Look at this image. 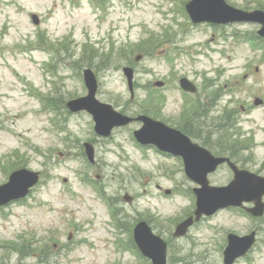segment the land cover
<instances>
[{
    "label": "rangeland",
    "instance_id": "rangeland-1",
    "mask_svg": "<svg viewBox=\"0 0 264 264\" xmlns=\"http://www.w3.org/2000/svg\"><path fill=\"white\" fill-rule=\"evenodd\" d=\"M188 1L0 0V183L12 171L7 165L15 159L9 154L18 152L27 167L45 176L25 204L0 211V264H16L15 250L24 244L38 247L50 264H149L131 246V229L143 217L152 218L155 231L168 238V264H223L227 234L256 227L257 246L236 264H264V218L249 219L238 210L204 218L186 237L172 239L176 224L186 217L184 209L194 210L182 193L189 195L195 184L179 160L154 149L143 153L133 138L138 124L118 128L104 140L90 114H71L65 106L87 94L83 72L90 67L98 77L99 100L125 114L146 109L183 126L195 113L177 88L187 77L200 88L197 99L204 100L206 91L214 102L209 122L215 125L221 113L231 122L221 142L230 145L241 166L264 175V41L257 48L251 44L259 38V26L194 25ZM228 1L244 9L264 7V0ZM124 66L136 69L134 96ZM158 80L167 85L153 86ZM39 92L50 98L52 109L42 108ZM257 99L263 104L256 105ZM194 128L212 147L221 146L213 126L196 121ZM86 141L96 147L95 167L85 160ZM85 177L102 186L118 209L119 236L108 224L107 204ZM232 178L222 167L210 181L225 185ZM171 188L173 193L163 195ZM126 193L134 197L131 203L124 200ZM6 242L13 244L9 250L3 248ZM46 242L50 247L43 248ZM24 262L43 264L34 257Z\"/></svg>",
    "mask_w": 264,
    "mask_h": 264
},
{
    "label": "water",
    "instance_id": "water-1",
    "mask_svg": "<svg viewBox=\"0 0 264 264\" xmlns=\"http://www.w3.org/2000/svg\"><path fill=\"white\" fill-rule=\"evenodd\" d=\"M222 0H194L188 5V9L193 17L197 20H215V15H221V10L217 9V6L222 5ZM230 15H238L242 14L245 16L244 19L258 21L264 24V13L260 11L251 12V13H244L238 12L236 10L230 9ZM226 18H220L219 20H224ZM217 20V21H219ZM262 35H264V27L260 31ZM127 74L131 78V75L128 73L131 70H126ZM86 80L87 84L90 88V95L85 98H81L79 100L72 101L69 105L74 110L77 109H88L93 115L94 119L97 122L96 129L99 133H107L110 129L117 124V121L120 122H128L129 119L122 117L120 114L115 113L110 106H106L98 102L94 95L96 90V80L91 71L86 72ZM89 154L91 158L93 157V151L89 150ZM218 163V160L216 161ZM237 174V181L235 182V186L228 188V190L239 189L240 194L243 197H248V199H260L261 196L264 194V180L255 177L254 175L248 174L247 172L238 173ZM23 174H18L19 181L17 185L23 184L24 189L30 186L33 181L37 180L36 174L27 175L25 172H21ZM241 174V175H240ZM240 175V176H239ZM15 187L12 188V190ZM238 198V197H237ZM263 206L260 204L258 208L255 210L256 214L262 212ZM136 237L139 242L143 245V250L145 253L147 252L149 255L153 254L152 245H153V238L148 233L143 234L141 230V226L138 227L136 230ZM253 239L252 236L249 237H242V238H231L230 246L226 250V264H231L232 261L237 257L241 250L244 251L248 249L251 245ZM156 247L159 249V254L165 256V248L159 244H155ZM161 247V248H160Z\"/></svg>",
    "mask_w": 264,
    "mask_h": 264
},
{
    "label": "flooded vegetation",
    "instance_id": "flooded-vegetation-1",
    "mask_svg": "<svg viewBox=\"0 0 264 264\" xmlns=\"http://www.w3.org/2000/svg\"><path fill=\"white\" fill-rule=\"evenodd\" d=\"M201 126H207V122L204 123V124H202ZM188 131H189V130H188ZM189 132H190V131H189ZM193 133H194V135H195L196 137H198V138H200V139H202V140H204V141H208L207 138L202 137V136H200L199 134H197V133L195 132V128L193 129Z\"/></svg>",
    "mask_w": 264,
    "mask_h": 264
}]
</instances>
